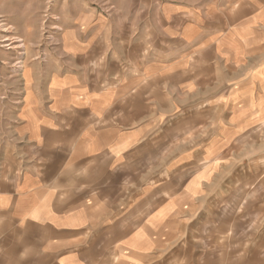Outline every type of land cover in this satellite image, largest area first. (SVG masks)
<instances>
[{"label": "crops", "instance_id": "0c3cea01", "mask_svg": "<svg viewBox=\"0 0 264 264\" xmlns=\"http://www.w3.org/2000/svg\"><path fill=\"white\" fill-rule=\"evenodd\" d=\"M109 3L0 120V264H264V196L192 242L208 173L264 156V0Z\"/></svg>", "mask_w": 264, "mask_h": 264}, {"label": "rangeland", "instance_id": "374dc122", "mask_svg": "<svg viewBox=\"0 0 264 264\" xmlns=\"http://www.w3.org/2000/svg\"><path fill=\"white\" fill-rule=\"evenodd\" d=\"M109 2L117 5L112 8L111 21L113 33L118 34L119 7L126 0H0V120L13 117L21 87H43L46 77L59 70L62 32L75 25L77 30L79 17L95 5L110 6ZM251 152L225 156L208 173L206 187L201 193L196 191L203 198L195 205L197 222L202 224V231L193 232L197 254L203 251L213 258L220 256L222 252L215 251L216 241L231 242L227 233L216 238V211L224 216L228 212L241 215L249 207L250 196H264V162L259 163L264 156ZM239 238L246 242L242 234ZM237 254L242 258L248 253Z\"/></svg>", "mask_w": 264, "mask_h": 264}]
</instances>
